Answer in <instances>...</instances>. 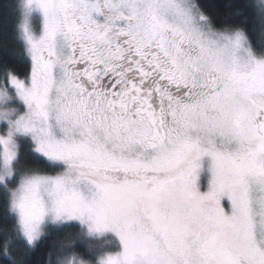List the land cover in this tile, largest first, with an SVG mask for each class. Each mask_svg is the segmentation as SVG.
<instances>
[{
	"label": "snow or ice",
	"instance_id": "obj_1",
	"mask_svg": "<svg viewBox=\"0 0 264 264\" xmlns=\"http://www.w3.org/2000/svg\"><path fill=\"white\" fill-rule=\"evenodd\" d=\"M17 8L0 264H264V0Z\"/></svg>",
	"mask_w": 264,
	"mask_h": 264
},
{
	"label": "trees",
	"instance_id": "obj_2",
	"mask_svg": "<svg viewBox=\"0 0 264 264\" xmlns=\"http://www.w3.org/2000/svg\"><path fill=\"white\" fill-rule=\"evenodd\" d=\"M209 5L225 4L228 0H206ZM215 11V9H212ZM18 19L17 0H0V45L4 49L14 50L17 48L15 26ZM249 34L254 45L257 47L261 44L260 28L258 24L252 20L251 16L247 25ZM2 51V50H0ZM52 240L47 241L46 246L39 248L33 257L34 264H47V252Z\"/></svg>",
	"mask_w": 264,
	"mask_h": 264
}]
</instances>
